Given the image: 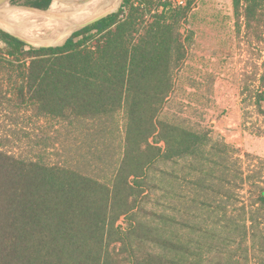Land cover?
<instances>
[{
    "label": "trees",
    "instance_id": "trees-1",
    "mask_svg": "<svg viewBox=\"0 0 264 264\" xmlns=\"http://www.w3.org/2000/svg\"><path fill=\"white\" fill-rule=\"evenodd\" d=\"M117 1H108L109 10ZM51 3L25 4L46 10ZM233 4L238 16L244 10L248 27L263 23L264 0ZM189 7L124 0L118 12L55 47L36 48L0 28V73L12 82L17 71L25 109L63 119L84 135L124 132L110 181L78 166L46 163L40 154L27 159L0 149V264H192L157 262L158 255L142 252L145 234L134 218L150 165L192 154L207 141L203 132L156 120L173 90L172 65L185 58L180 28ZM262 103L264 90L257 95L264 115ZM261 182L257 203L264 209ZM123 217L127 226L119 224Z\"/></svg>",
    "mask_w": 264,
    "mask_h": 264
},
{
    "label": "rangeland",
    "instance_id": "rangeland-1",
    "mask_svg": "<svg viewBox=\"0 0 264 264\" xmlns=\"http://www.w3.org/2000/svg\"><path fill=\"white\" fill-rule=\"evenodd\" d=\"M27 1L6 4L8 10L33 11ZM188 3L180 28L185 58L172 65L173 90L156 120L203 132L207 141L192 154L162 157L148 168L146 192L134 213L139 234H145L141 251L158 255L157 262L264 264V209L257 203L264 178V115L257 104L264 90V21L248 27L233 0ZM108 6L107 1L104 11ZM68 10L74 20V5L59 0L42 12L52 17ZM5 74L0 73V149L27 159L40 154L46 163L113 178L123 131L112 126L99 138L60 118H37L21 105L17 71L12 82ZM124 117H117L120 126ZM157 145L165 147L163 141ZM125 219L119 224L127 226Z\"/></svg>",
    "mask_w": 264,
    "mask_h": 264
},
{
    "label": "bare ground",
    "instance_id": "bare-ground-1",
    "mask_svg": "<svg viewBox=\"0 0 264 264\" xmlns=\"http://www.w3.org/2000/svg\"><path fill=\"white\" fill-rule=\"evenodd\" d=\"M59 1L74 5L76 10L74 20H71L69 10L51 17L43 13L44 10L35 8L27 9L33 11L8 10L10 5L5 3L0 6V22L11 32L26 39L43 44L62 43L65 35L99 15L107 1L111 0H93L92 9L89 10L90 0L82 3H76L75 0L72 2ZM120 3L121 0H118L112 9L119 7Z\"/></svg>",
    "mask_w": 264,
    "mask_h": 264
},
{
    "label": "water",
    "instance_id": "water-1",
    "mask_svg": "<svg viewBox=\"0 0 264 264\" xmlns=\"http://www.w3.org/2000/svg\"><path fill=\"white\" fill-rule=\"evenodd\" d=\"M11 1L12 0H0V6L5 4L6 2H11ZM63 1L64 2H72L73 0H63ZM85 1H88V0H75L76 3H82V2H85ZM123 1L124 0H121V3L119 5V7H117L116 9L107 10V11L97 15L96 17L92 18L91 20H89V21L83 23L82 25H80L77 29L81 30V29H83V28H85L87 26H90V25L96 23L97 21H99V20H101V19H103V18H105V17H107V16H109V15H111L113 13L118 12L120 7H121V5H122V3H123ZM31 8H33V7H31ZM35 9H39V8H35ZM40 10H43V9H40ZM0 28L2 30H4V31L14 35L15 37L19 38L20 40H22L26 44L34 46V47H37V48H41V47H55V46H59V44H60V43L43 44V43H38V42H35V41H32V40L26 39V38H24V37H22V36H20L18 34H15V33L11 32L10 30H8L1 22H0ZM77 29H75V30H77ZM73 33H74V30L71 33L65 35L66 37H65V39L63 41L66 42V40L68 38H70L73 35Z\"/></svg>",
    "mask_w": 264,
    "mask_h": 264
},
{
    "label": "built area",
    "instance_id": "built-area-1",
    "mask_svg": "<svg viewBox=\"0 0 264 264\" xmlns=\"http://www.w3.org/2000/svg\"><path fill=\"white\" fill-rule=\"evenodd\" d=\"M170 2L174 6H184V5H186L187 0H170Z\"/></svg>",
    "mask_w": 264,
    "mask_h": 264
}]
</instances>
